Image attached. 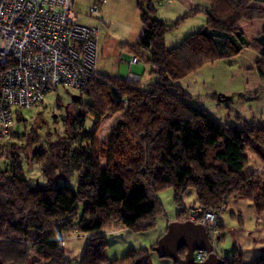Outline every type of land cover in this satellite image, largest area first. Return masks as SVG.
Here are the masks:
<instances>
[{
  "label": "trees",
  "instance_id": "1",
  "mask_svg": "<svg viewBox=\"0 0 264 264\" xmlns=\"http://www.w3.org/2000/svg\"><path fill=\"white\" fill-rule=\"evenodd\" d=\"M199 1L208 5L205 26L167 49L165 36L201 11L170 23L159 19L152 0H135L142 30L136 46L127 48L156 81L141 87V80L100 75L79 92L88 103L72 102L74 114L63 121L64 135L28 159L40 168L46 184L29 186L16 165L20 148H11L10 177L0 171L1 264H70L63 237L86 233L96 224L100 232L87 235L76 264H150L145 249L108 261L103 232L152 229L162 214L157 193L166 188L172 189L179 209L175 222L186 221L181 198L189 190L195 193L194 205L204 210L217 212L232 201H247L257 216L264 214V179L241 175L249 156L264 168V125L224 128L192 106L191 97L178 86L202 66L246 49L259 55L256 70L264 80V30L248 40L239 28L241 22L264 20V9L258 6L264 0ZM108 115L117 121L107 140L98 143L96 133ZM22 119L17 114L14 127ZM2 150L0 143V158ZM74 173L75 191L66 186ZM216 239L222 240L221 233ZM185 254L184 249L179 252L181 258ZM220 261L244 264L236 251ZM251 264H264V253Z\"/></svg>",
  "mask_w": 264,
  "mask_h": 264
},
{
  "label": "rangeland",
  "instance_id": "2",
  "mask_svg": "<svg viewBox=\"0 0 264 264\" xmlns=\"http://www.w3.org/2000/svg\"><path fill=\"white\" fill-rule=\"evenodd\" d=\"M162 16H165L163 9ZM201 17L188 22L184 21L178 25L176 30L168 33L164 40L166 48L171 49L179 46L186 37L198 31L203 26ZM94 22L96 21L94 20ZM253 22V27L259 30L255 29L252 34L256 37L264 30V20ZM79 23L95 27L100 32L98 35L97 68L103 77L126 79L129 74H132L140 78L139 85L141 87L156 81L154 76H149L150 68L147 65L140 62L129 66L127 61V58L131 57L127 47L136 46L140 31L128 34L129 29L124 28L122 23L113 22L107 27L108 34H104L98 25L88 23L84 17H79ZM135 24L132 26V31L140 29L138 20ZM144 54L147 56L146 53ZM259 59V55L255 51L246 49L234 58L202 66L196 72L180 80L178 86L191 97L192 106L224 128L240 127L243 123L262 126L264 125V80L259 78L256 70V63ZM73 101L88 103V100L79 92L59 88L54 93L47 95L37 106L22 111L23 119L16 123L13 133L0 140L3 147L0 171L5 177H10V150L14 146L20 148L17 155L19 160L16 165L21 168L29 186L46 184V179L40 168L30 164L28 159L32 158L36 150H46L48 143L64 135L63 121L68 117V114H74L71 105ZM115 119L117 120L116 117L108 115L102 121L96 133L99 134L98 137L96 135L98 143L103 133L109 134L107 127L110 128L114 124L111 121ZM86 127L88 129L92 127L89 121H87ZM253 174L264 179L262 164L249 156V162L241 171V175ZM77 179V174L74 173L68 179L66 186L75 191ZM157 200L161 206L162 214L157 216L152 229L139 233L123 228L114 230L115 232L113 230L103 232L107 243L105 257L108 261L121 259L130 250L145 249L148 252L150 264H174L172 260L160 255L157 245L165 235L167 227L178 220L179 209L174 204L173 191L170 188L157 193ZM181 200L186 209L190 208L196 200L194 191H187ZM221 208H223V212L219 227L222 228L221 230L218 228V232L221 233L222 240L212 239L215 256L219 260L229 259L233 252L237 251L242 254L244 264H251L254 258L264 253V233L261 234V230H259L264 231V214L258 218L252 205L247 201H232L226 208L224 206ZM85 232L63 237L64 257L70 264H76L80 260L87 235L100 232L99 225L96 224L86 229ZM154 245L156 247L151 251V247Z\"/></svg>",
  "mask_w": 264,
  "mask_h": 264
},
{
  "label": "built area",
  "instance_id": "3",
  "mask_svg": "<svg viewBox=\"0 0 264 264\" xmlns=\"http://www.w3.org/2000/svg\"><path fill=\"white\" fill-rule=\"evenodd\" d=\"M98 13L95 5L90 16ZM97 59L98 30L79 23L74 0H0V137L11 135L17 114L59 88L87 90L100 79ZM130 63L138 64L135 58ZM126 80L140 81L132 74ZM222 212L192 205L186 221L203 225L212 243L220 236ZM208 255L194 257L202 263Z\"/></svg>",
  "mask_w": 264,
  "mask_h": 264
},
{
  "label": "crops",
  "instance_id": "4",
  "mask_svg": "<svg viewBox=\"0 0 264 264\" xmlns=\"http://www.w3.org/2000/svg\"><path fill=\"white\" fill-rule=\"evenodd\" d=\"M152 1L154 3V6L157 11V15L160 20L174 23L178 19L184 17L185 15L189 13H192L194 11H201V13L197 14L196 16L189 17L185 21L188 22L191 19L199 18L200 16H202L201 24L205 26L207 22L206 10H208V5L199 0H152ZM95 5H97L99 8L98 17L96 18L90 16V11ZM258 6L264 9V4H259ZM74 7H75V12L77 14L78 21H79V17H84L86 18L88 23L98 25L100 31H103L104 34H108L107 27L112 25L113 22L122 23L124 28L126 27V29H129L128 34L136 33V31H140L139 34H141L142 26L139 20V13L136 8L135 0H74ZM162 9H163V14L165 16H162ZM116 16H118V18H116ZM94 20L96 22H94ZM137 20L140 24V29L138 28L137 30L135 29L134 31H132L131 30L132 26L133 24H135V22H137ZM253 24L254 22L252 23L241 22L239 24L240 30L244 33L245 37L248 40H252L257 37V36L255 37V35H252L254 34L253 32L255 31V29L259 31L257 28L253 27L254 26ZM135 28H136V24H135ZM99 33L100 32L98 30V35ZM98 52H99V45H98ZM127 61L129 63V66L132 65L130 63L131 57L127 58ZM97 71H98V68H97ZM98 74L101 75L99 71H98ZM107 117L103 118L102 121H104V119H106ZM114 121H111V122L115 123L117 120L115 122ZM107 128H108L107 131H109V127ZM108 135L109 134L107 133H103V136L99 140V143L105 142L108 138ZM98 136L99 134H97V137ZM259 217L260 216H258V218ZM259 230H261V234L264 233L262 229H259Z\"/></svg>",
  "mask_w": 264,
  "mask_h": 264
},
{
  "label": "water",
  "instance_id": "5",
  "mask_svg": "<svg viewBox=\"0 0 264 264\" xmlns=\"http://www.w3.org/2000/svg\"><path fill=\"white\" fill-rule=\"evenodd\" d=\"M157 247L160 249V255L172 260L174 264H221L215 256L208 233L200 224L187 221L170 224ZM183 249L186 254L181 258L179 252ZM196 252L209 255L204 262L199 263L194 257Z\"/></svg>",
  "mask_w": 264,
  "mask_h": 264
}]
</instances>
